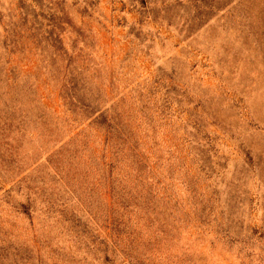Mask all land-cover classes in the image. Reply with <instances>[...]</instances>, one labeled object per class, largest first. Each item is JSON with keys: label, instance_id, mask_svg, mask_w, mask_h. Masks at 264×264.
<instances>
[{"label": "rangeland", "instance_id": "374dc122", "mask_svg": "<svg viewBox=\"0 0 264 264\" xmlns=\"http://www.w3.org/2000/svg\"><path fill=\"white\" fill-rule=\"evenodd\" d=\"M0 264H264V0H0Z\"/></svg>", "mask_w": 264, "mask_h": 264}]
</instances>
